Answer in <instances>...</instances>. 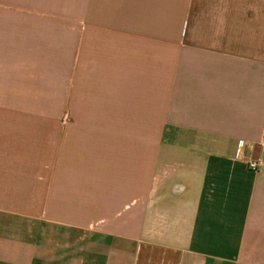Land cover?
Instances as JSON below:
<instances>
[{
    "label": "crops",
    "instance_id": "0c3cea01",
    "mask_svg": "<svg viewBox=\"0 0 264 264\" xmlns=\"http://www.w3.org/2000/svg\"><path fill=\"white\" fill-rule=\"evenodd\" d=\"M80 11L0 0V264H264V0Z\"/></svg>",
    "mask_w": 264,
    "mask_h": 264
},
{
    "label": "rangeland",
    "instance_id": "374dc122",
    "mask_svg": "<svg viewBox=\"0 0 264 264\" xmlns=\"http://www.w3.org/2000/svg\"><path fill=\"white\" fill-rule=\"evenodd\" d=\"M82 4V0H70V8H75V13H73L71 16H73V18L70 17V22H74L77 24L82 23V16H81V11H80V6ZM77 7L79 8L77 10ZM70 13H71V9H70ZM78 30H76L77 32ZM65 118H70V113H66L64 115Z\"/></svg>",
    "mask_w": 264,
    "mask_h": 264
},
{
    "label": "built area",
    "instance_id": "2783aa9c",
    "mask_svg": "<svg viewBox=\"0 0 264 264\" xmlns=\"http://www.w3.org/2000/svg\"><path fill=\"white\" fill-rule=\"evenodd\" d=\"M240 145L242 146V147H245V146H247L246 145V143L245 142H240ZM259 165H260V163H259V161L258 160H256V159H254V160H251L250 162H249V166H250V168L251 169H253V170H257L258 169V167H259Z\"/></svg>",
    "mask_w": 264,
    "mask_h": 264
}]
</instances>
